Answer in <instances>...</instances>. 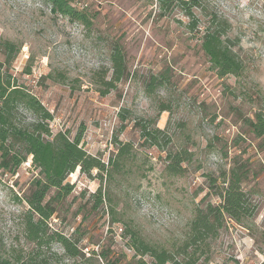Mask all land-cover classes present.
Returning a JSON list of instances; mask_svg holds the SVG:
<instances>
[{"label": "rangeland", "instance_id": "rangeland-1", "mask_svg": "<svg viewBox=\"0 0 264 264\" xmlns=\"http://www.w3.org/2000/svg\"><path fill=\"white\" fill-rule=\"evenodd\" d=\"M194 2L189 17L176 2L70 0L87 18L81 23L47 0H0L3 81L50 112V136L80 133L84 149L107 164L102 180L95 170L69 173L72 191L53 203L49 228L79 239V264H156L134 234L175 254L195 207L220 203L216 193L232 170L252 212L240 221L224 216L207 264L264 259V139L256 125V114L264 117V0ZM115 46L126 73L105 92L99 82L111 76ZM15 112L18 125L36 118L22 104ZM4 145L22 152L13 138ZM176 152L186 159L172 174L166 156ZM39 172L31 154L14 173L0 167V256L63 264L58 243L32 252L23 233L24 195Z\"/></svg>", "mask_w": 264, "mask_h": 264}, {"label": "trees", "instance_id": "trees-1", "mask_svg": "<svg viewBox=\"0 0 264 264\" xmlns=\"http://www.w3.org/2000/svg\"><path fill=\"white\" fill-rule=\"evenodd\" d=\"M47 1L51 3L53 11H59L72 20L86 23L85 14L72 6L70 0ZM159 2L164 8L176 2L189 17H192L191 7L196 5L194 0H159ZM212 20L221 24L215 15ZM211 35H217V33ZM5 48L12 50V44L5 42ZM111 61L110 78L108 80L101 78L99 82L104 86L105 92L113 88L115 83L119 82L126 73L124 56L116 46L112 50ZM222 67L228 71L230 64L224 61ZM152 82L153 85L160 83L155 77L152 78ZM152 82L150 83L152 84ZM18 104H22L36 116L27 125L22 126L15 123V108ZM51 118L50 112L35 96L20 92L16 88L11 89L0 75V167L6 172L14 173L16 168L26 160L27 155L31 154L34 166L40 168V177L32 180L28 192L24 195L28 206L21 214L25 239L33 245L32 252H38L58 243L63 251L60 257L62 256L64 260L71 259V262L63 260L62 263L79 264L77 258L84 257L78 245L79 239L49 228V219L55 212L53 203L59 204L72 191L73 185L65 181L69 173L79 169L80 173L91 175L95 170V177L102 180L103 174L107 173L108 169L102 158L91 155L84 149L81 145L80 133L73 138L62 132L50 136L48 121ZM256 119L259 134L263 135L264 139V117L257 113ZM146 133L149 136H154L150 132ZM9 138L15 139L22 145V152L19 148L14 150L4 145ZM166 159L169 161L166 170L169 173L178 174L182 171L180 163L186 157L181 152H176L167 155ZM222 182L221 190L216 193L221 198V202L218 204L207 202L203 207H195L193 217L188 225L187 236L177 247L175 254L165 249L148 246L134 234V241L137 242L136 247L139 244L137 249H141V253H149L156 264H166L167 262L171 264H207L210 257V243L217 236L224 216L227 215L235 221H240L250 216L252 212L248 206L247 195L241 186V176L232 170L228 175H223ZM97 191L93 194L97 193L100 198L101 192ZM20 255V253H16L12 256V260L0 256V264H27L28 262L23 260ZM52 256L59 258L57 253H52ZM260 264H264V259Z\"/></svg>", "mask_w": 264, "mask_h": 264}]
</instances>
